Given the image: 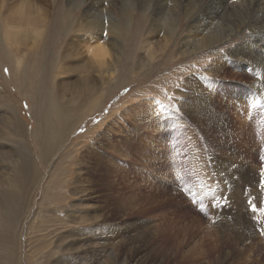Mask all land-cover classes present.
<instances>
[{
	"label": "rangeland",
	"instance_id": "rangeland-1",
	"mask_svg": "<svg viewBox=\"0 0 264 264\" xmlns=\"http://www.w3.org/2000/svg\"><path fill=\"white\" fill-rule=\"evenodd\" d=\"M47 1L0 0V264H264V24L213 2L202 13L219 22L195 33L232 36L185 49L193 16L166 44L153 9L131 6L127 28L115 9L109 67L73 32L88 5ZM37 14L43 45L3 41ZM41 135L56 150L35 169Z\"/></svg>",
	"mask_w": 264,
	"mask_h": 264
},
{
	"label": "bare ground",
	"instance_id": "bare-ground-1",
	"mask_svg": "<svg viewBox=\"0 0 264 264\" xmlns=\"http://www.w3.org/2000/svg\"><path fill=\"white\" fill-rule=\"evenodd\" d=\"M155 1H158V0H155ZM104 2H106L107 4L105 3V5H104ZM151 2H153V1L151 0L149 3H146L145 0H104V1H102V0L101 1H99V0H69L67 5H68V7L72 5V6L78 7V8L82 7L80 5H83L84 3L88 5L87 7L84 8L82 15H80V17L77 20L74 19L75 16L72 17L74 23L73 24L71 23V25L74 26V28L72 27L73 32L75 31L78 33L77 35H75V37H79V38L81 37L82 39H84L85 36H90L89 38H91V39H90V44H89L90 46L88 48V54L91 55L90 59L92 61L98 63L100 66L105 65V66L112 67L111 57H113V58L118 57L122 51L121 50L122 49V42H121L120 37H119L120 31H121V26H120L119 20L116 19L115 9L120 11L119 13H120V16L123 20L125 28H127L133 24L134 15L137 12V10H139V8L142 9L144 14L149 12V10L153 9L152 10L154 12L153 17H152L153 23H155L157 31L163 32V35L165 36L164 39H165L166 44H170L169 39L172 37V35H174V33H176L178 31V23H181V20H182L181 17L183 16V17H185V19L186 18L189 19L190 16H193L192 17L193 19L190 20V22H188L189 24L186 27L187 28L186 29L187 33L185 31L186 37L181 39V43H182V45H184L185 49L187 46L191 47V45H193V46L194 45H208V44L214 43V40H215V42L221 43L222 41H225L227 38L232 36V34L213 36L214 33H213V35H210L209 31L203 32L202 35H197L195 33V31H200L201 28L207 27L211 23H215L217 18H219L220 12L214 13V14H212L211 17H208V18H205V15L202 13V9L206 8L207 6H209L213 2L220 5L221 7H224V8H226V7L229 8V7L235 6L239 2L240 6L242 8L241 11H243L242 17H243L244 25L246 27L247 26L250 27L253 32L256 29H257V31L261 29V31L263 32V30H262L263 27L257 28V26L260 23L262 25L264 24V0H159L158 4L153 5V6L151 5ZM18 3L28 9V8L36 7L37 5L42 4V3L47 4L49 2L47 0H19ZM138 4L140 5L139 8H135ZM131 6H135V7L132 8ZM166 7H168V8L171 7L172 10L169 12L168 11L163 12L166 9ZM224 8H223V10L226 11ZM104 12L107 13L108 18L104 15V18L105 17L107 18L104 21H102L101 18L97 19V16L102 15ZM255 14H257L259 17L257 18L255 16ZM37 15H39L41 17V19H39L37 17L32 18V15L28 16L27 19L24 18V20H22V23H26L27 25L25 24V25H20L19 27L17 26L18 28H15L16 32L14 34L8 33L5 36V38H3V41H5L7 44H10L11 43L10 39L12 38L11 35H14V37L16 38L17 36H19L21 34L24 36L25 39L27 36H30L31 37L30 40L33 41L35 46L41 45V44L43 45L44 42L42 39L44 38V36L46 35V32L48 31L47 30L48 29V26H47L48 22H46V21L49 19V17L46 16L45 14H41V15L37 14ZM61 15L63 16V14H61ZM166 17H171V18H166ZM162 19L164 20L163 22H162ZM230 20H232V19H230ZM62 21L63 20H61L60 22H62ZM65 21L67 22V25L70 24V22L68 20H65ZM237 21H239V20H237ZM239 22H237V23H239ZM221 23H223V22H221ZM230 24H231V22H230ZM179 26H181V25H179ZM14 27H16V26H14ZM223 29H224V27H223ZM43 31H44V35L41 37V34ZM217 31H218V29H217ZM211 32H214V31L212 30ZM62 33H65V32H62ZM163 35H161V36L163 37ZM250 37L253 38V35ZM149 38L150 37H148V39ZM159 38L160 37H158V39ZM258 38H261V37H258ZM70 40H71V38H70ZM92 40H94V41L92 42ZM150 40L151 39L143 42V48L146 49V48L151 47V45H150L151 41ZM194 43H197V44H194ZM185 52H189V51L185 50ZM251 59L253 60L252 57L250 58V60ZM263 63H262V65H264ZM16 65H17V70L18 71L21 70V61H18ZM261 68L264 69V66H262ZM194 85L196 86V84H194ZM192 89H194V87L189 88V90H192ZM60 109L63 110V108H60ZM56 114L59 115V111H57ZM62 115H63V117L68 116V115L63 114V113H62ZM58 119H60V117L56 118V120H52V123L56 126L60 124L59 128H60L61 134H62V136H64V135L66 136V132H67V130H69L68 129L69 127L67 125L68 121L62 122V120H58ZM52 130L53 129H50V132H47V135H53ZM13 133L14 134H13L12 138L14 140L13 139L12 140L14 141L13 143H16V145H17V148H15V150H16V152H18V151L20 153L22 152V155H23V148L25 146V143H24L25 140L20 141L18 139L19 138L18 135H20V133H16V131H13ZM39 142H40V146H39L40 151L38 152L37 156H35L32 159L34 162V165H35V169L38 168L39 161L41 159L48 160L50 158V156H53V154L55 153V150H56L54 144H52L49 141H47V143L44 142V138L42 137V135L40 136ZM27 173H29V170ZM11 191H14V190L12 189ZM10 212L11 211L9 210L8 215H11ZM0 219L2 220L0 222L1 224H4V225L9 224L7 221L4 220V218H0ZM5 235L8 236L7 234H5ZM3 241H5V240H3ZM4 246L0 247V248L4 249Z\"/></svg>",
	"mask_w": 264,
	"mask_h": 264
}]
</instances>
